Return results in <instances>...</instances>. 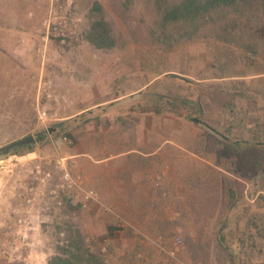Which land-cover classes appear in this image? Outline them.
Instances as JSON below:
<instances>
[{"label":"rangeland","instance_id":"rangeland-1","mask_svg":"<svg viewBox=\"0 0 264 264\" xmlns=\"http://www.w3.org/2000/svg\"><path fill=\"white\" fill-rule=\"evenodd\" d=\"M166 1L177 0H0V147L35 139L31 149L0 156V264H47L70 226L106 264H229L217 235L230 241L246 208L264 210V178L250 176L258 151L234 152L242 159L235 173L224 149L247 139L235 128L226 134L236 123L232 108L238 117L245 110L249 120L259 116L264 128V60L227 49L207 29L194 37L164 25ZM250 19L247 31L264 42V15ZM97 21L109 25L113 48L87 41ZM132 150L156 151L143 162L144 186L130 188L133 203L99 199L82 209L57 186L63 162L83 189L95 191L92 172L106 176L109 167L123 177L130 164L125 155L96 161ZM228 187L237 193L234 205ZM176 238L171 259L166 251Z\"/></svg>","mask_w":264,"mask_h":264},{"label":"trees","instance_id":"trees-1","mask_svg":"<svg viewBox=\"0 0 264 264\" xmlns=\"http://www.w3.org/2000/svg\"><path fill=\"white\" fill-rule=\"evenodd\" d=\"M94 10L100 11L98 3H95ZM161 15L164 25L176 24L184 30L191 29L194 37H197L201 30L207 29L212 31L215 38L227 49H235L242 56H257L264 60V54L260 49L264 42L260 43L255 38V33L247 31L251 26L250 18L259 19L264 15V0H177L170 3L166 1L165 6L161 9ZM247 34L249 36L246 38ZM86 39L97 49H109L115 46L114 39L110 37L109 25L103 21H97L90 26ZM234 91L236 94L243 90L236 88ZM180 101L184 106L189 104L187 99ZM192 104L191 110L201 111L199 102ZM170 108H177V104L170 102ZM236 110L234 107L231 111L235 116L236 123L229 127L226 134L229 135L235 128L238 134L244 132L247 139H236L230 145L227 143L224 148L225 157L236 173L235 169L238 168L242 159L235 157L233 153L239 154L248 147L257 150L258 155L253 159L250 176L260 174L264 178V128L261 120L259 116L249 120L246 110L238 117L239 114ZM239 112L242 111L239 110ZM155 113L161 114L162 110L156 109ZM65 122L58 123L54 128L63 127ZM54 130L52 132L59 134L60 131ZM46 137L47 134L43 131L40 136H37L36 141L41 144L47 140ZM226 138L228 137L226 136ZM225 140L229 141V138ZM23 147L33 148V146ZM15 150L13 151L15 152ZM260 198L264 201V196ZM227 199L231 205L237 201V193L231 187L227 188ZM72 228L70 226L68 230L67 243L58 248V251L47 260V264H106L98 251H90L85 248L81 233ZM229 238L230 241L221 232L217 235V242L225 251L229 264H251L255 256L264 258V210L246 208L243 224L235 229L234 233L230 231Z\"/></svg>","mask_w":264,"mask_h":264},{"label":"crops","instance_id":"crops-1","mask_svg":"<svg viewBox=\"0 0 264 264\" xmlns=\"http://www.w3.org/2000/svg\"><path fill=\"white\" fill-rule=\"evenodd\" d=\"M104 112V110H103ZM63 121H67V119L62 120ZM156 154V151L154 152H150L148 154L145 153H141L138 152L136 150H132V151H128L126 153H120L118 155H114V156H108L104 159H100L98 161H96L97 164H101L103 162H108L110 161L112 158L114 157H118V156H129V167L127 169H123V177H119V171L120 170H113L114 174H118V177H112L111 175V169L108 167L106 169V173L107 175H104V171L103 170H98L95 172H92L95 175V182L93 183V188L95 189V191L97 192V194L99 195V199L101 200V202H103L104 204H128V203H133L134 200H132L134 193H132L130 188H133L134 190L140 188L141 186L143 187L145 182L143 181V184L141 185L142 181H139L140 178V173L145 174L146 169L143 166V162H145V158L147 156H152ZM108 165V163H106ZM119 168V167H117ZM114 169H116V166H114ZM120 178V179H119ZM111 179L113 180H117V181H121V183H117V181H115L114 184H111ZM127 182V183H124ZM124 188H128L130 190H125Z\"/></svg>","mask_w":264,"mask_h":264},{"label":"built area","instance_id":"built-area-1","mask_svg":"<svg viewBox=\"0 0 264 264\" xmlns=\"http://www.w3.org/2000/svg\"><path fill=\"white\" fill-rule=\"evenodd\" d=\"M66 137L63 136L61 138L62 142L66 141ZM61 183L57 185L59 188H61L62 192L66 195L67 199H71L70 201L72 202L73 200H77V203L80 205L82 209H86L89 205L91 204H98L99 201V195L97 194L96 191L92 189H83L79 181H76L72 178L71 174L69 171L66 169L65 164L62 162L61 166ZM48 191L50 194L53 195L54 198V204L56 205V208L60 209L62 206V201L61 198L58 196L56 189H51L48 187ZM75 192V195H70L71 192ZM60 236L62 237V244H64L63 241V236L64 233H60ZM156 240L155 242H157ZM181 243L180 238H176L173 242V247L169 249L167 254L171 257V259L176 258V253L178 250V246ZM184 264V263H180Z\"/></svg>","mask_w":264,"mask_h":264},{"label":"water","instance_id":"water-1","mask_svg":"<svg viewBox=\"0 0 264 264\" xmlns=\"http://www.w3.org/2000/svg\"><path fill=\"white\" fill-rule=\"evenodd\" d=\"M191 121L195 124H199V120L192 117L191 118ZM209 130L214 133L215 135L219 136V134L217 133V131H215L214 129L212 128H209ZM35 143V139L33 136H27V137H24V138H21V139H18L16 141H13L11 143H8L7 145H4L2 147H0V156L2 155H6L8 154L9 152L15 150V149H18L20 147H23V146H30L32 144Z\"/></svg>","mask_w":264,"mask_h":264}]
</instances>
